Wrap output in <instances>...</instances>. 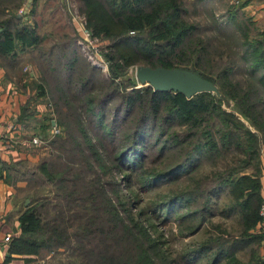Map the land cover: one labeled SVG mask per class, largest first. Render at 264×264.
Here are the masks:
<instances>
[{"label":"trees","instance_id":"1","mask_svg":"<svg viewBox=\"0 0 264 264\" xmlns=\"http://www.w3.org/2000/svg\"><path fill=\"white\" fill-rule=\"evenodd\" d=\"M23 1L25 0H0V57L2 64L11 69L15 68L13 64L18 51L34 49L42 38L37 22H28L39 0H31L30 8L25 13H19L17 9ZM180 1L182 0H81L82 11H85L88 18L87 23H92L96 32L101 30L105 38L111 40L110 46L115 52L105 53L112 80L104 100L88 95L91 93L88 85L93 80L91 71L80 78L83 79L79 86L74 87L78 95L82 89L88 95L83 96L82 111L87 114L90 109L96 119L101 109L95 105L105 104L107 99L122 92L123 85L119 79L131 63L143 60L146 65L154 68H175L179 63L182 66L191 65V68L199 70L211 81L216 79L226 97L232 98L241 112L264 130V28L256 26V34L251 39L246 34V48L240 56L243 63L236 65L231 54L228 59H224V51L213 46L208 38L197 35L199 27L196 23L183 19L184 7ZM113 23L117 24L116 28L112 27ZM241 70H245L248 75L245 84L237 78L238 73H242ZM213 76L215 79H212ZM27 77L34 80L29 73ZM79 81H73L67 76L65 84H69V87L61 92L64 104L79 101V96L72 89L73 83ZM129 82L125 87L137 85L134 80L129 79ZM34 84L37 90L21 108L18 121L22 123H27L36 114L31 103L45 97L38 80ZM121 99L123 105L115 113L116 120L119 115H122L121 120L137 114L140 117L135 120L137 127L129 136L130 143L117 146L112 150V155L117 167L140 170L138 177L145 175V185L155 179L175 180L179 175H192L198 160L209 152V157L220 153L223 154L222 157H226L234 154L235 150L247 154L248 160L258 157L260 146L264 143L236 114L221 107L222 100L217 95L208 91L199 92L188 99L182 92L156 91L153 86L146 84L141 88L124 89ZM75 110L76 108L71 111L70 116L66 115L71 118L70 122L66 120L61 123V119L57 121L54 113L49 112L39 121L38 126L33 127L34 130L38 129L36 136L42 135V140L48 142L51 148L49 157L39 159L36 163L27 159L11 162L0 159V177L7 184L16 185L25 181L29 189L38 185L48 189L56 198L52 207L58 210L56 216L47 218L49 206L52 205L51 200L46 198L48 195H41L36 201L32 199L18 217L20 232L10 239L9 256L4 264L13 254L24 255L27 262L40 259L45 262L53 252L57 253L60 249L68 251L72 256L65 264H156L154 251L157 253L160 250L147 226L143 222L140 227L135 222L129 225L127 217L119 215L118 206L107 196L104 188L106 182L99 179V174L89 164L90 159L94 160L105 170L107 165L102 163L103 156L100 153L107 152V148L103 149L100 143L91 144L87 131L80 129L79 119L74 122L77 129H73V119L77 113ZM57 112L61 113L58 109ZM173 123L191 126V133L196 131L192 134L194 145L185 151L184 158L175 165L160 172H146L145 164L142 166L146 155L143 147L145 135L153 129V125H161L165 128L160 134L163 136ZM54 128L59 131L52 134L51 129ZM201 128H205L202 133L204 135L199 131ZM101 130L105 133L103 137L108 136L111 140L115 138L114 129L109 128V125ZM81 132V139L85 142L77 140ZM161 145L164 152L166 145ZM243 161L236 156L230 159L228 170L225 169L224 174L216 176L215 186L218 195L226 189L231 190L234 202L223 211L228 217L233 212L240 215L238 217L241 218L243 231L229 240L218 236L209 239L199 248L183 253L178 263L204 264L203 260H206V264H219L227 258L233 259L234 263L238 261L241 250L261 243L264 239V234L251 233V228L256 225L264 230V220L260 213L264 200L263 182L257 175H237L246 169V165L236 166ZM27 197L31 199L30 194ZM189 200L183 193L175 194L163 202L160 208L166 209L169 220L170 216L178 215V211L183 205L187 206ZM205 208L202 219L205 215H212V211L207 206ZM179 216L180 224L193 215L188 213ZM250 248L253 256L246 264H264V259L259 257L252 246ZM171 262L164 260L162 264ZM237 263L244 264L240 261Z\"/></svg>","mask_w":264,"mask_h":264},{"label":"rangeland","instance_id":"2","mask_svg":"<svg viewBox=\"0 0 264 264\" xmlns=\"http://www.w3.org/2000/svg\"><path fill=\"white\" fill-rule=\"evenodd\" d=\"M26 2L27 0L18 6L17 10L19 13H25L30 8V4L27 9L24 7ZM180 2L182 7H184L183 19L198 25L197 35L205 39L208 38L210 42L212 41L213 46L224 51L222 54L224 59H228L229 54H231L236 61V65H241L243 62L240 56L246 48L244 47L247 38L246 34L251 39L257 31L256 21L248 15L246 7L244 8L238 0H182ZM82 6L81 0H39L28 22L30 24L37 22L42 38L39 40V45L34 49L28 48L29 50L27 51H18L14 59L16 62L13 64L15 68L11 69L9 67L12 73L17 75V77L18 75H23L24 78L27 77V73L32 74L34 80L29 82V84L33 83L32 90L34 92L37 90L34 82L38 80V84L44 90L45 97L36 100L41 102L42 105L39 106L44 110V113H54L57 121L61 119V123L66 120L70 122L71 118L66 117V115L70 116L71 111L76 108L75 111L77 113L73 119V129L77 126L74 122L79 119L81 122L80 129H83L84 132L87 131L91 144L100 143L103 149L107 148V152L100 153L103 156L102 163L107 165L105 170L101 164L99 165L94 160L90 159L89 164L94 167L96 174H99V179L106 182L104 188L107 190V196H110L112 203L118 206L119 215L123 218L127 217L129 225L131 222H135L134 224L140 227L143 222L147 226L150 236L158 243L160 250L157 253L154 251L156 264H162L164 260L180 264L178 262L183 253L199 248L201 244L208 242L209 239L217 238L218 236L229 240L233 235L239 236L244 229L241 218L238 217L240 215L233 212V215L228 217L223 211L233 204L234 195L230 189H226L225 192L218 195L215 189L216 176L224 174L225 169L230 166V159L236 156L239 160H244L243 163L236 165L237 167L246 165V169L237 175H249L252 177L257 175L263 182L262 195H264V143L260 146L258 157L248 160L247 154L237 150H235L234 154L226 157H222L223 154L221 153L215 154L214 157H209V152L207 156L198 160L197 168L192 175H179L175 180H169V178H165L167 180L155 179L151 181L152 183H147V185H145L147 182V178L144 179L145 175H142L141 178L138 177L140 170L135 171V169L129 170L126 167H117L112 150L121 144H125V142L126 145L130 143L129 136L136 130L135 120L140 115L130 116L124 120H121L122 115H119L116 120L115 113L118 112L117 110L120 107L122 108L121 95L124 89L141 88L146 85L141 83L136 75L137 67L146 64L141 60L126 67L123 77L119 79L123 85L122 92L120 91V94H117L112 99H107L105 104L98 103L95 105L96 108L101 109L96 119L93 118L94 113H91L90 109L87 114L84 113L82 111V100L83 96L87 94H84V89H82V92L78 95L74 87L79 86L83 79L80 78L88 75L91 71L93 80L88 85L91 90L88 95L92 98L104 100L110 90V82L112 80L109 71V61L105 53L107 51L115 52L113 47L110 46L111 40L105 38L106 36L101 30L96 32L92 23H87L88 18L85 11H82ZM83 23L89 29L87 36H85L80 25ZM257 26L261 27L259 22ZM112 27L116 28L117 24L113 23ZM176 67H182L203 75L199 70L191 68V65L182 66L177 63ZM241 72L238 73L237 78L240 79L241 83L245 84L248 75L245 74V70H241ZM67 76L71 77L73 81H80L74 82L72 85L73 92L79 96V101L77 103L71 101L66 105L61 100V92L64 88L69 87V84H65ZM26 79L28 80L29 78L27 77ZM129 79L134 80L137 85L125 87L130 84ZM212 79H215V76ZM212 82L214 83V88L208 92L217 95L222 100L221 107L229 113L236 114L246 127H249L254 133L258 134L260 139L264 140V130L255 124L252 119L247 118L232 98L226 97L220 90L216 79L212 80ZM191 98L188 97V99ZM36 100L33 105H36ZM57 109L62 114H58ZM107 125H109V128L114 129L115 138L113 140L108 136H102L105 133L101 129L103 127L106 128ZM164 129L161 125H153V129H150L145 135V145H142H144L146 155L142 166L145 164L144 169H146V172H160L168 166L175 165L180 159L184 158L185 151L194 145L195 139L192 138V134L196 131L191 133V126L173 123L164 132L166 134L161 136L160 134ZM204 129H199L201 135H204L202 134ZM51 130L52 134H54L55 130ZM28 131L30 133H25V135L29 137L28 140L31 139L32 141L34 131L29 129ZM78 135L80 137L77 140L84 141L83 138L81 139V136H83L82 132ZM96 135L99 137L97 138ZM162 143L166 145L164 152ZM34 146V154L38 155L39 159L49 157L48 153L51 148L47 141L40 139ZM31 159L37 160L35 156L31 157ZM32 187L34 189H29L31 199L28 200L26 205L30 204L32 199L36 201L41 195H48L46 198L51 200L52 205L49 206L48 216L46 217L56 216L58 210L52 207L56 202L54 193L39 185L38 187ZM180 193L187 195L190 200L187 206L183 205L181 207L178 215L170 216L171 219L168 220L166 209H161L160 207L172 195ZM183 197L185 196L183 195ZM206 206L209 211H212V215H205L202 219V211L206 210ZM188 213L193 216L179 224L181 221L179 214L187 215ZM256 226L251 228V233L264 234V230L260 229L259 225ZM251 246L259 257L264 259V239L261 243ZM251 246L239 252L238 261L244 264L249 262L253 256ZM71 259L72 256L69 255L68 251L60 249L57 253L53 252L45 260V264H65ZM77 259L79 260V257ZM172 262L171 264H175ZM237 262L233 263V259L227 258L223 259L219 264H238ZM203 263L206 264V260H203ZM198 264L201 263L198 262Z\"/></svg>","mask_w":264,"mask_h":264},{"label":"crops","instance_id":"3","mask_svg":"<svg viewBox=\"0 0 264 264\" xmlns=\"http://www.w3.org/2000/svg\"><path fill=\"white\" fill-rule=\"evenodd\" d=\"M246 7L248 15L254 21L259 22L264 28V0H238ZM32 76V74H30ZM32 79H26L24 76L13 74L9 67H6L0 61V159L7 162L20 159H27L31 163H36L39 156L34 154V145L31 139L25 135L33 132V138L39 137L42 140V135H37L38 129L33 127L38 126L39 121L47 114L39 106L31 103V108L36 111L34 117L22 123L18 121L21 108L25 105L29 98L34 94L32 84L29 85ZM35 103V102H34ZM38 104V105H37ZM50 131V130H49ZM32 137V136H31ZM35 156L37 160L31 159ZM29 192L28 185L25 181H20L16 185L7 184L0 177V264H4L9 256L10 239L17 236L20 232V221L18 219L21 212L27 206V197ZM8 236V237H7ZM6 264H45L43 259L39 261L27 262L24 255L13 254Z\"/></svg>","mask_w":264,"mask_h":264},{"label":"water","instance_id":"4","mask_svg":"<svg viewBox=\"0 0 264 264\" xmlns=\"http://www.w3.org/2000/svg\"><path fill=\"white\" fill-rule=\"evenodd\" d=\"M31 0H27V9ZM136 75L141 83L153 86L154 90L182 92L187 97L203 91H210L214 88V83L203 75L182 67L168 68L164 66L151 67L148 65L138 66ZM54 124V121L52 122ZM28 202V201H27Z\"/></svg>","mask_w":264,"mask_h":264},{"label":"built area","instance_id":"5","mask_svg":"<svg viewBox=\"0 0 264 264\" xmlns=\"http://www.w3.org/2000/svg\"><path fill=\"white\" fill-rule=\"evenodd\" d=\"M80 25H81L82 30L84 31L85 36H87V34H89V29H88V27H86V25H84V23H83V24H80ZM54 130H55V131H59V130L56 129V128H54ZM39 141H40L39 137H35V138L32 139V142H33L34 144H37V142H39ZM260 213H261L262 218H263V220H264V200H263L262 205H261V208H260ZM7 237H8V236H7Z\"/></svg>","mask_w":264,"mask_h":264}]
</instances>
